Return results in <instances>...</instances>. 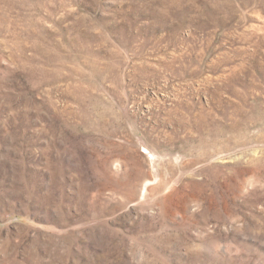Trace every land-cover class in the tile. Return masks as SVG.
<instances>
[{
    "label": "rangeland",
    "instance_id": "374dc122",
    "mask_svg": "<svg viewBox=\"0 0 264 264\" xmlns=\"http://www.w3.org/2000/svg\"><path fill=\"white\" fill-rule=\"evenodd\" d=\"M0 264H264V0H0Z\"/></svg>",
    "mask_w": 264,
    "mask_h": 264
}]
</instances>
